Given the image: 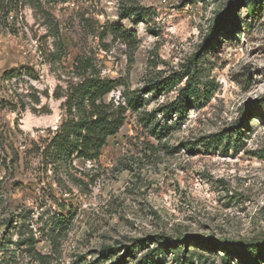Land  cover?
I'll return each instance as SVG.
<instances>
[{"label": "rangeland", "instance_id": "1", "mask_svg": "<svg viewBox=\"0 0 264 264\" xmlns=\"http://www.w3.org/2000/svg\"><path fill=\"white\" fill-rule=\"evenodd\" d=\"M93 73L119 82L104 99L124 124L96 159L47 162ZM262 105L264 0H0V264H248Z\"/></svg>", "mask_w": 264, "mask_h": 264}, {"label": "trees", "instance_id": "2", "mask_svg": "<svg viewBox=\"0 0 264 264\" xmlns=\"http://www.w3.org/2000/svg\"><path fill=\"white\" fill-rule=\"evenodd\" d=\"M236 19L235 16L231 17L230 20L234 22ZM225 22L226 20L222 19L216 28L213 29V38L219 36ZM116 29L118 30L119 28ZM123 34L128 35L130 32L123 31ZM81 65L83 70H87L90 63L86 60L81 62ZM15 70L7 71L5 75H9ZM118 85L119 82L116 80L105 79L93 73L91 76L84 77L83 80L76 82L70 87L64 102L68 112L67 119L57 128L50 140L45 141V144L43 143L38 148L42 151V155L47 162L57 163L67 160L74 153L78 157L88 159H96L100 156L101 150L106 145L108 138L116 134L125 121L124 114L126 107L121 105L118 108H114L113 105L107 103L104 99ZM137 98L129 97V105L132 106ZM260 108L264 109V105ZM246 122L247 120L244 119L241 124ZM155 238L156 241H163V245L166 248L177 245V242L172 240V238H165L163 236ZM108 250L106 248L103 252L108 255L110 254ZM233 251L240 256L242 262L263 264L264 251L262 249H257L254 246H237ZM251 251L253 255L248 257ZM131 252L132 249L128 251L129 254ZM177 259L180 260L179 257ZM117 262H121V258ZM137 264L156 263L152 258L145 256Z\"/></svg>", "mask_w": 264, "mask_h": 264}]
</instances>
